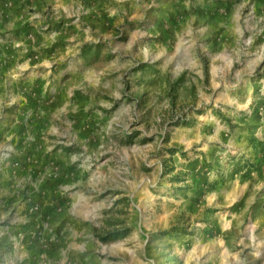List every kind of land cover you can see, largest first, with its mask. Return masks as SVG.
<instances>
[{
	"label": "rangeland",
	"instance_id": "374dc122",
	"mask_svg": "<svg viewBox=\"0 0 264 264\" xmlns=\"http://www.w3.org/2000/svg\"><path fill=\"white\" fill-rule=\"evenodd\" d=\"M0 264H264V0H0Z\"/></svg>",
	"mask_w": 264,
	"mask_h": 264
}]
</instances>
